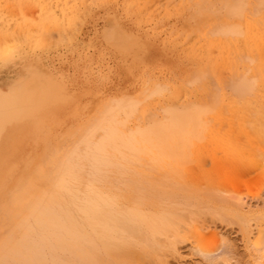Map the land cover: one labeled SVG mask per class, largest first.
<instances>
[{
  "label": "rangeland",
  "instance_id": "obj_1",
  "mask_svg": "<svg viewBox=\"0 0 264 264\" xmlns=\"http://www.w3.org/2000/svg\"><path fill=\"white\" fill-rule=\"evenodd\" d=\"M0 23V264H72L32 214L82 224L89 192L145 218L118 264H264V0H0ZM178 116L182 144L153 139Z\"/></svg>",
  "mask_w": 264,
  "mask_h": 264
},
{
  "label": "bare ground",
  "instance_id": "obj_2",
  "mask_svg": "<svg viewBox=\"0 0 264 264\" xmlns=\"http://www.w3.org/2000/svg\"><path fill=\"white\" fill-rule=\"evenodd\" d=\"M44 2V1H43ZM46 7V6H45ZM7 8V7H6ZM44 9V8H43ZM5 11V10H4ZM4 11H3V13H4ZM43 11V10H42ZM69 13V12H68ZM58 15V14H57ZM59 15H60V13H59ZM8 17V16H7ZM59 18H60V16H59ZM19 19V18H18ZM44 19V18H43ZM10 20V19H9ZM9 20H6V21H9ZM64 20H65V17H64ZM5 21V22H6ZM15 22V21H14ZM14 22L12 23V24H14ZM7 23V22H6ZM1 24V23H0ZM11 24V23H10ZM12 24H11V26H12ZM27 23H25V25H26ZM36 25H38V24H36ZM35 25V26H36ZM6 26V25H5ZM11 26L9 25L8 26V28L7 29H9V27L11 28ZM47 27L45 28V29H47V28H49V25H46ZM3 27V26H2ZM18 27V26H17ZM34 27V26H33ZM43 27H44V24H43ZM21 28H22V26H21ZM20 28V29H21ZM23 28H24V26H23ZM22 28V29H23ZM16 29V28H15ZM5 30V29H4ZM17 30H18V28H17ZM38 30V29H37ZM254 31H255V29H253ZM9 30H7V32H8ZM14 31V30H13ZM35 31H36V28H35ZM30 32V31H29ZM32 32H34V31H32ZM257 32V31H256ZM3 33V32H2ZM14 33H15V31H14ZM17 33V32H16ZM15 33V34H16ZM25 33H26V31H25ZM25 33H23V34H25ZM19 34H21V31H20V33ZM257 34H258V32H257ZM256 34V35H257ZM27 35H30V34H28L27 33ZM251 35V34H250ZM0 36H1V38H5V37H8L9 35L7 34V35H1V33H0ZM4 36V37H3ZM13 36V35H12ZM17 36V35H16ZM31 36V35H30ZM33 36V35H32ZM258 36V35H257ZM10 37V36H9ZM14 37V36H13ZM259 37H261V38H263L261 35H260V33H259ZM20 38L22 39V38H25V36H20ZM33 38H35V36H33ZM15 39V38H14ZM31 39V38H30ZM29 37H28V42H30L29 40ZM18 40H19V38H18ZM17 40V37H16V42L18 41ZM24 40V39H23ZM27 40H25L26 42H27ZM33 40V39H32ZM261 41H264V38L263 39H260ZM21 40H19V42H20ZM12 42H14L13 40H12ZM11 42V43H12ZM15 42V43H16ZM27 42V43H28ZM36 42V41H35ZM21 43V42H20ZM20 43H17L18 45L20 44ZM31 44L33 43L34 44V42H30ZM38 43V42H37ZM13 44V45H12ZM11 44V48H13L14 49V51H15V48H17V46H14V43H12ZM21 44H24V43H21ZM30 44V45H31ZM264 44V43H263ZM27 45V44H26ZM29 45V46H30ZM5 45H3V47H4ZM7 46H9V45H7ZM7 46H5L6 48H7ZM14 46V47H13ZM21 46V45H20ZM2 47V44H1V47H0V49L1 48H3ZM31 47V46H30ZM10 48V49H11ZM32 48H34V47H32ZM31 48V49H32ZM5 49V48H4ZM4 49H2V50H4ZM9 49V50H10ZM1 50V52L3 53L4 51H2ZM8 51V49H5V51ZM19 50H20V47H19ZM6 51V53H8V54H10L9 52H7ZM13 51V50H12ZM11 51V54L14 52H12ZM0 52V53H1ZM15 52H17L18 53V51H17V49H16V51ZM5 56L6 55H0V60H2L3 61V59L5 58ZM9 56H7V58H8ZM25 57V56H24ZM10 58V57H9ZM4 63V62H3ZM118 108H119V105H118ZM116 109H117V107H116ZM118 110V109H117ZM176 118H179V116L178 117H175V122L177 121L176 120ZM263 118V121H264V117H262ZM262 118H260V119H262ZM183 120V118L180 116V118H179V121H182ZM260 121V120H259ZM258 121V123H260L261 124V121L259 122ZM175 122H174V124L172 123L171 124V126L169 127V128H163V127H161V129H158L159 127H156V129L154 128V130H153V133L154 134H152V136L154 135L155 136V138H153L154 140L156 139V140H162V143L164 142L165 143V141L167 140L168 141V139H170L172 136H175V135H177L178 133H181V132H183V131H185V130H183V128H184V126H183V122H180V124H179V122L177 121L176 123L177 124H175ZM181 123H182V125H181ZM257 123V124H258ZM259 125V124H258ZM260 127H262V126H260ZM264 128V127H263ZM263 128H261V129H263ZM261 131V130H260ZM264 132V131H263ZM184 133H186V132H183V135H184ZM262 133V132H261ZM109 134V135H108ZM107 135V137H105V139L102 141V142H100V144H98L97 146V148L96 147H94L96 150L94 151L92 148H91V150H93V153L95 152V156H93V154L91 153V154H89V155H91V157H89V159H90V161H91V164L93 165V167L96 169L95 171L97 172V170H98V168L99 169H101L102 167H101V165H103V163L105 162H107V161H105L106 159H105V157H104V153L106 152V148H108V147H113L115 144H117V142H118V140H119V138H118V135H116V133L114 132V131H111L110 133H108ZM187 134V133H186ZM178 135H180V134H178ZM182 135V134H181ZM180 135V136H181ZM261 135H263V134H261ZM153 136V137H154ZM179 136V137H180ZM264 136V135H263ZM177 137V136H176ZM184 137V136H183ZM101 138H103V137H101ZM150 138H152L151 136H150ZM174 138V137H173ZM172 138V139H173ZM185 138V137H184ZM183 138H182V136L180 137V142H179V140H177V139H175V140H177L179 143H181L182 144V142H183V140H182ZM181 140H182V142H181ZM158 142V141H156V142H158V144H160L161 142ZM173 142V141H172ZM97 143V142H96ZM94 146V145H93ZM231 148H233V146H230ZM235 147V146H234ZM114 148H116V146H114ZM118 148V147H117ZM116 148V149H117ZM228 149H229V147H228ZM236 149H237V147H236ZM232 150V154H233V157H234V155H238L237 153H236V150H234V148L233 149H231ZM115 151V150H114ZM235 151V152H234ZM116 152V151H115ZM117 152H118V150H117ZM227 152H229L228 150L226 151V153ZM110 153H111V151H110ZM109 153V154H110ZM230 153V152H229ZM106 155L105 156H107L108 154H107V152L105 153ZM227 156H229L228 158H227V160H229V162H230V159L232 158V155H227ZM116 158H117V156H116ZM235 158V157H234ZM226 159V158H225ZM239 159V158H238ZM232 160L234 161V159L232 158ZM226 161V160H225ZM235 161H237L236 160V158H235ZM234 161V165H236L235 162ZM242 160H240V162H241ZM232 162V161H231ZM101 167V168H100ZM69 169V168H68ZM99 172V171H98ZM72 174L73 175H75L76 174V171H73L72 172ZM94 175H96V174H94ZM100 179V178H99ZM94 184V183H93ZM93 187V186H92ZM90 190H91V188H89ZM93 191H95L94 189H93ZM92 191V192H93ZM94 193H96V192H94ZM87 195V194H86ZM76 196V195H75ZM76 199V198H75ZM52 200H56V199H53L52 198ZM85 201L86 202H84V200H83V202L85 203L84 205H85V207L83 208V209H81V210H84V214H85V218L83 219V222H82V224L81 223H79L76 219H74L73 217H71V216H66V218L65 219H63V216L60 214L61 212H60V210H59V208H54V207H52V206H50L49 204H47V203H45L44 201H40V204H42V206H43V208L41 207L40 208V204H38V206H36L35 208L36 209H39L40 211H38V210H36L37 212H42V213H44V214H42V215H40V216H38L37 215V212L36 211H34L33 212V217H34V219L39 223V225L41 226V227H43V228H45V229H50V231H49V233H43L42 234V236H41V239H43L44 240V242H45V246L43 247V249L44 250H48V251H53V253L52 254H58L59 253V251H64V254H66V250H68V251H71L72 252V250L74 251L73 253V256L74 257H72L73 259H74V261L72 262V264L74 263V264H78V262H79V264H84L85 262H87L88 264H111L108 260H106L107 258L106 257H108V258H110V257H113V255H117V257H113V259L116 261H114L113 259V261L116 263V264H118L119 263V256H120V258L123 260H125L126 258V256H130V252H125V251H121V250H119V245L116 243L114 246H112L111 245V240H114V238L116 237V236H118L119 235V233L118 232H120V231H124V230H126V231H129V232H131V233H134L135 231H134V229L132 228V227H129V225H128V220L131 222V223H133L134 224V226H137L138 224H139V221L141 220V221H143L145 218L144 217H142L139 213H129V214H127V215H124V217H119V215H115V214H113L112 213V211L110 210V207H112V202L111 201H108V200H105V199H102L101 197H98V196H95L94 194H92L91 192H89L88 193V196H86V198H85ZM34 204H36V202L34 203ZM116 212H119V211H116ZM118 214V213H117ZM83 223H85V225L83 224ZM28 226V225H27ZM24 227V226H23ZM22 228V227H21ZM29 229V228H28ZM27 229V230H28ZM24 231V230H23ZM25 232H27V233H25ZM24 234H28V231H24L23 232ZM93 234H94V236H93ZM118 234V235H117ZM96 235H98V238H97V236ZM112 237H113V239H112ZM119 237V236H118ZM99 238L101 239H104L105 241H103V240H100L99 241ZM7 239H8V237H7ZM6 239V240H7ZM12 239V238H11ZM115 239H117V238H115ZM10 240V239H9ZM8 240V241H9ZM13 240V239H12ZM19 239H17V241H18ZM24 239H22L21 241H23ZM118 240V242H119V238L117 239ZM117 240H114L115 242H117ZM16 241V242H17ZM7 242V241H6ZM10 242V241H9ZM14 242V241H13ZM24 242V241H23ZM23 242H21L22 243V245H23ZM99 243H101L102 245H103V249H104V253H105V255H106V259L105 258H103V256H101L100 255V247L102 246V245H100ZM114 243V242H113ZM112 243V244H113ZM17 244H18V242H17ZM97 244H99V246L97 247ZM10 245H12L11 243H10ZM116 245H118V246H116ZM14 246H18V245H15V243H14ZM14 246H10V247H12V249H13V247ZM20 247H22L21 246V244H20ZM29 247H31L30 245H29ZM37 248V246L36 245H33L32 246V251H31V249H28V251L30 252V255L26 258V260H22V264H25V263H27L28 264V261H30V262H32V253L34 252V253H36V252H38L37 253V255L35 256V260H37V261H39L40 263H44V264H48L49 262H48V260L45 262L44 260L45 259H42V255H44L45 253L43 252V250L42 249H36ZM14 249H15V247H14ZM22 249V248H21ZM51 249V250H50ZM81 249V250H80ZM103 249H102V251H103ZM19 250V249H18ZM79 250L81 251L80 253H79ZM57 251H58V253H57ZM16 252V251H15ZM19 252H20V256L22 255V250L20 251L19 250ZM61 253V252H60ZM59 253V254H60ZM61 254H63V252L61 253ZM133 255H134V253H133ZM40 256V257H39ZM56 256V255H55ZM137 256V255H136ZM45 257H46V255H45ZM57 257V256H56ZM58 257H59V255H58ZM58 257H57V259H58ZM62 257H64L63 255H61L59 258H61V259H55V257H52L53 258V260H54V263H52V262H50L49 264H58V263H60V264H63L64 262H67L69 259H67V257L65 256V259L63 260L62 259ZM44 258V257H43ZM76 258L78 259V260H76ZM67 259V260H66ZM128 259V258H127ZM126 259V260H127ZM19 260V259H18ZM56 260V261H55ZM61 260V261H60ZM64 262H63V261ZM36 261V262H37ZM57 261H58V263H57ZM60 261V262H59ZM72 261V260H71ZM63 262V263H62ZM19 263H21L20 261H19ZM40 263H38V264H40ZM68 263H70L71 264V262L70 261H68ZM87 263H85V264H87ZM31 264V263H30ZM65 264H67V263H65Z\"/></svg>",
  "mask_w": 264,
  "mask_h": 264
}]
</instances>
